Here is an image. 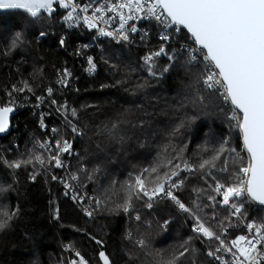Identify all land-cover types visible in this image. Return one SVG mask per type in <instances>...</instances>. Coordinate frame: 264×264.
<instances>
[{"label": "trees", "instance_id": "obj_1", "mask_svg": "<svg viewBox=\"0 0 264 264\" xmlns=\"http://www.w3.org/2000/svg\"><path fill=\"white\" fill-rule=\"evenodd\" d=\"M63 12L56 6L53 14L33 21L22 11H0V102L14 87L35 93L53 87L58 71L75 66L72 49L82 41L75 33H66L62 39L65 32L59 20ZM41 32L46 34L40 36ZM16 33L21 34L22 42L12 48ZM99 47L97 73L82 78L77 93L57 95L62 137L76 153L72 160L75 172L81 177L92 175L90 189L100 201L97 217L87 219L75 203L61 195L51 177L36 168L34 157L40 153L30 138L33 133L41 134L35 120L20 113L13 119L10 135H0V220L8 222L0 230V264H69L74 259L65 248L80 252L88 264H101L100 251L111 264H162L189 237L196 252L182 258V264H207L206 253L214 242L193 233L195 217L225 241L242 234L243 224H260L264 219L263 212L245 198L233 201H245L238 216L232 215L233 209L221 208L201 178L204 172L198 168L199 162L208 159L224 138H230L246 163L240 134L226 118L228 106L218 95L207 93L206 106L190 102L193 82L202 70L187 65L183 56L176 57L168 72H164L167 60H153L157 73L153 76L142 60V47L112 43H99ZM199 87L203 92V86ZM192 116L195 120L174 131ZM113 124L117 125L114 131ZM73 126L79 134L72 131ZM29 157L31 163L10 167L11 162ZM228 159L231 170L232 157ZM168 160L181 164L179 176L172 180L184 179V184L165 188L191 211L180 212L169 198L153 202L151 208L145 206L146 197L133 199L134 208L128 213L118 207L127 195V182L142 169ZM185 161L196 171H184ZM220 167L217 162L216 169L207 171L222 183H233ZM170 170V165L161 168L160 175ZM6 213L15 215L8 220ZM137 214L140 220L135 218ZM139 239L147 247L138 246Z\"/></svg>", "mask_w": 264, "mask_h": 264}, {"label": "snow or ice", "instance_id": "obj_2", "mask_svg": "<svg viewBox=\"0 0 264 264\" xmlns=\"http://www.w3.org/2000/svg\"><path fill=\"white\" fill-rule=\"evenodd\" d=\"M56 6L64 9L71 7V11L63 17L65 21L72 20L73 13L77 12L78 8L74 0H0V9L24 10L33 21L40 19L43 15L53 14L56 11ZM91 6V4L81 5L79 11L88 12ZM125 9L127 14H125ZM104 11L113 12L119 16L121 30L129 20L139 19V14H143L153 17L161 25L179 26L175 28L177 33L182 30L187 31L192 46H181L183 52L188 55L186 64L198 68L199 61L204 62L203 71L197 74V78L193 82L194 92L190 102L193 105L206 106L205 93L209 96L218 95L228 106L229 111L226 118L229 122H234L231 126L238 130L239 138L242 140L241 151L246 153L245 163V157L239 154L237 148L231 146L230 138H224L212 150L208 159H202L199 162L198 168L205 175L212 176V173L207 170L216 169L217 162H219L221 165L219 171L229 174L228 179L233 180L231 184L222 183L215 176H212V179L215 182L214 191L223 197L222 203L230 205L234 210L232 215L242 214L245 202L242 200L237 204L232 202L233 199L245 198L264 205V0H116L108 6L95 7L92 16L83 17L84 22L89 27H95L93 20L101 18L95 16V13L103 14ZM136 30L134 25L130 27L131 32ZM100 31L107 36L113 35L112 32H105L103 29ZM45 34L41 32L40 36ZM122 39L128 40V36L122 34ZM161 39L167 40L169 37L163 35ZM18 42H22L20 33L15 34L11 41V47L15 48ZM61 44H63V40H61ZM162 54H166L163 47L153 55L158 57ZM168 58L170 63L165 66L164 72L170 71L176 60L175 55H170ZM151 61V56L145 57V63L149 65V74L155 76L157 73L153 71ZM89 64L91 65L90 70H94L95 65L91 58H89ZM65 72L70 75L67 70ZM60 82L64 83V80L62 79ZM200 85L203 86V92L200 90ZM20 90L23 91V89ZM51 91L52 89L49 88L48 92L51 93ZM12 111L11 107H0V133L7 131L8 115ZM220 111L223 112L225 109L220 108ZM72 115H76L74 109ZM193 120H195V116L188 117L174 131L178 132L180 128L185 127ZM69 123L71 122L69 121ZM116 128L117 125L113 124L112 130L114 131ZM53 131L56 130L53 129ZM72 131L79 134V129L76 126L72 127ZM45 146V144L40 145L41 148ZM55 148L56 151L52 152L48 162L54 161V166L60 168L64 166L60 153H70L72 144L68 140H58L55 142ZM229 156L232 157L231 170L229 169ZM32 159L29 157L26 161H13L10 167L18 169L24 164L31 163ZM34 160L41 166L46 163L41 155L35 156ZM169 165L171 170L165 171L161 176L160 169ZM180 170L181 164H174L172 160H168L167 163L157 162L150 168L142 169L126 183L127 195L124 197V203L118 207L128 213L134 208L133 199L142 200L146 197L145 206L151 208L153 206L151 202L159 194L164 193L182 210L191 211L184 203L180 202L171 190L166 191L165 188V185L169 184L172 188L183 186L184 179L172 180V177L179 176ZM183 170L195 172L196 167L185 161ZM81 171L86 172L87 170L82 168ZM32 179H35V176ZM53 179H57V177L53 176ZM71 179L76 180L78 176L73 175ZM88 179H92V176H88ZM209 199L215 201V197H209ZM96 203L99 205L100 201L96 200ZM197 207L199 206L197 205ZM87 214L92 215L91 212H87ZM14 215L15 213L8 215V220H11ZM193 215L195 216L194 213ZM135 218L140 220L139 214ZM195 219L197 224L193 229L194 232L202 233L209 239L214 238L219 241V247L214 251H208V256L221 260V257L215 253L223 250L232 254L231 264H264V223L257 224L255 221H250L247 228L254 235L251 238L246 235L237 236L229 242V246L226 245L225 239L200 222L198 216ZM7 226V220H0V230ZM191 240L192 237H189L184 241L177 250L162 261V264H182V258L189 254L194 255L196 249L191 246ZM96 243L102 244V241L97 240ZM137 245L141 248L147 247L144 239H139ZM75 256L78 258V264H88L80 252L77 251ZM99 256L103 260V264H111L104 251H100ZM69 264H77V260L69 261ZM223 264H227V262H223Z\"/></svg>", "mask_w": 264, "mask_h": 264}, {"label": "built area", "instance_id": "obj_3", "mask_svg": "<svg viewBox=\"0 0 264 264\" xmlns=\"http://www.w3.org/2000/svg\"><path fill=\"white\" fill-rule=\"evenodd\" d=\"M74 2L77 4V12L73 13V19L70 21H65L63 17L67 14V12L71 11V7L68 9H64L63 14L60 17L59 24L65 32V35L62 39L65 38L66 33H75L78 35L82 42H76V48L72 49V52L75 54V66L68 67L66 69L60 70L56 73L54 85L53 87L45 88L42 92L38 94H34L31 92L21 91L20 89L12 90L5 100L0 102V107H11L13 109V113L19 115L20 113H26L30 115L35 120V126L39 130L41 136L33 133L31 135V143L39 151V155L43 156L46 163L41 166L36 163V168L39 171H42L49 175L52 181L56 184L58 189L60 190L61 195L68 199L69 201L75 203L80 209L82 214L87 218H95L97 217V208L99 205L96 203V198L90 189L91 179H88V176H92L88 174L85 177H81V175L75 172L72 166V160L75 156V151L73 149L70 150V153H60V158L63 162V167H55L54 161L48 162L50 155L52 152L56 151L55 142L60 140H65L62 137L64 133L63 122L58 115V99L54 96L57 93L64 94H74L78 92L79 82L82 78H88L94 76L97 73V56L99 54L100 47L99 43H112L115 45H121L125 47H142L144 49L143 62L145 63V57H152V61L159 58H164L169 62V56L175 55L183 56L186 61L188 59L187 53H184L181 46L187 45L192 46L191 38H185V33L183 30L177 33L175 28L177 26H165L161 25L158 21H156L153 17L144 16L143 14H139V19L129 20L123 30L120 29V19L119 16L113 12L104 11L103 14L95 13V16L101 17L100 19L93 20V23L96 25L95 27H89L85 22L84 16H92L94 14V8L97 6H108L111 3L116 2V0H78ZM84 4H91L92 6L88 9V12H80L79 6ZM125 14H127V10L125 9ZM136 27L135 32L130 31L131 26ZM101 29L105 32H112V36H107L101 33ZM122 34H126L128 36V40L122 39ZM186 34V33H185ZM163 35H167L169 39L164 40L161 39ZM163 47L166 54H162L160 56H154L153 54L158 52L160 48ZM89 58H91L92 63L95 65L94 70L91 69V65L89 64ZM151 61V63H152ZM170 63V62H169ZM149 66L148 64H146ZM193 67V66H191ZM197 68V67H195ZM202 71L204 69V62L199 61V67ZM65 70H67L66 74ZM64 80V83H61V80ZM51 88V93L48 92V89ZM40 97L41 99H37ZM55 101V103H53ZM223 102V101H222ZM14 117V119H15ZM13 123V121H12ZM13 125V124H12ZM14 128V125L12 126ZM53 129L56 131L54 132ZM13 130V129H12ZM45 144L44 148H41L40 145ZM73 175L78 176V179L73 180L71 177ZM53 176L57 177V179H53ZM203 182L208 186V188L215 194V196L219 200V205L221 208L232 209L230 205H224L222 203V195L218 194L214 191L215 182L211 178V176L203 175ZM170 190V189H166ZM73 197H76L75 199ZM171 199L164 195V193L159 194L154 201L151 203L160 200V199ZM172 200V199H171ZM235 199H233L234 201ZM253 207L257 208L264 214V208L259 207L250 199H246ZM173 201V200H172ZM232 201V202H233ZM177 206L178 210L182 213H186V211L182 210L179 205L174 202ZM234 211V210H233ZM87 212H91L92 215L89 216ZM188 212V211H187ZM238 216V215H234ZM264 218V215H263ZM264 223V219L262 220ZM257 223V222H256ZM197 221L195 220V224L192 227V230L196 226ZM259 224V223H257ZM244 230L240 235H246L251 238L254 233H250L247 224H243ZM193 233L204 239L211 240L214 242V246L210 249L214 251L217 247H219V241L216 239H209L203 236L202 233L194 232ZM237 237V236H236ZM235 237V238H236ZM235 238H232L226 242V245H229V242ZM258 247H260L258 245ZM208 250V251H210ZM207 251V253H208ZM235 251V249H233ZM65 252L74 260L78 258L75 256L76 251L70 248H65ZM207 256V264H223V262H227V264H231L233 260V256L229 252H225L221 250L220 252H216L215 255L220 256L221 260H216L215 257Z\"/></svg>", "mask_w": 264, "mask_h": 264}, {"label": "water", "instance_id": "obj_4", "mask_svg": "<svg viewBox=\"0 0 264 264\" xmlns=\"http://www.w3.org/2000/svg\"><path fill=\"white\" fill-rule=\"evenodd\" d=\"M177 27H179V26H177ZM183 31L190 37V35L187 33L186 30H183ZM14 117H15V113H13V112L9 113V115H8V121H9V123H8V129L4 133H0L1 136H8V135H10V133L12 132V121H13ZM253 202L256 205H258L259 207L264 208V205H260L256 201H253ZM100 263L103 264V260L101 258H100Z\"/></svg>", "mask_w": 264, "mask_h": 264}, {"label": "rangeland", "instance_id": "obj_5", "mask_svg": "<svg viewBox=\"0 0 264 264\" xmlns=\"http://www.w3.org/2000/svg\"><path fill=\"white\" fill-rule=\"evenodd\" d=\"M58 8L60 9V10H64V8H60L59 6H58ZM146 65V64H145ZM16 90V89H22V88H19V87H14V88H12V90ZM11 90V91H12ZM25 92H31V93H34V94H38V93H35V92H32V91H29V90H25V89H23ZM59 93H57V95H58ZM57 95H54L56 98H58V96Z\"/></svg>", "mask_w": 264, "mask_h": 264}, {"label": "crops", "instance_id": "obj_6", "mask_svg": "<svg viewBox=\"0 0 264 264\" xmlns=\"http://www.w3.org/2000/svg\"><path fill=\"white\" fill-rule=\"evenodd\" d=\"M1 12H6V11H22L24 12V10H5V9H0Z\"/></svg>", "mask_w": 264, "mask_h": 264}, {"label": "bare ground", "instance_id": "obj_7", "mask_svg": "<svg viewBox=\"0 0 264 264\" xmlns=\"http://www.w3.org/2000/svg\"><path fill=\"white\" fill-rule=\"evenodd\" d=\"M134 48V47H133Z\"/></svg>", "mask_w": 264, "mask_h": 264}]
</instances>
